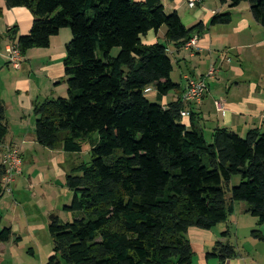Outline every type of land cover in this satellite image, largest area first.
Returning a JSON list of instances; mask_svg holds the SVG:
<instances>
[{"label":"trees","instance_id":"obj_1","mask_svg":"<svg viewBox=\"0 0 264 264\" xmlns=\"http://www.w3.org/2000/svg\"><path fill=\"white\" fill-rule=\"evenodd\" d=\"M3 1L6 9L24 7L34 17L29 35L18 36L17 27L6 34L22 56L48 49L62 29L72 35L66 96L34 103L35 140L67 154L89 145L91 160L67 172L74 199L64 210L76 218L63 223L54 216L46 264H194L188 231L226 223L240 202L258 227L264 225V134L251 130L241 137L218 128L208 141L199 128L182 124L188 105L171 79L169 46L185 48L204 33L202 23L186 28L177 12H165L163 0ZM219 1L230 8L248 4L264 28V0ZM230 22L231 14L211 19V25ZM163 28V42H144ZM149 88L157 92L155 103ZM170 93L177 99L162 105ZM8 133L0 101V147ZM4 174L0 165V199ZM229 235L226 230L221 237ZM252 236L264 240L260 230ZM21 239L12 228L0 229V244ZM236 256L235 246L218 241L206 259L225 264Z\"/></svg>","mask_w":264,"mask_h":264},{"label":"crops","instance_id":"obj_2","mask_svg":"<svg viewBox=\"0 0 264 264\" xmlns=\"http://www.w3.org/2000/svg\"><path fill=\"white\" fill-rule=\"evenodd\" d=\"M215 2L213 10L204 5V0L200 6L192 9L193 12H180L175 0L162 2L165 12H177L186 28L200 23L205 28L204 33L198 35L199 45L195 52L187 48L176 50L173 45L169 46L173 67L175 62L181 72L179 82L173 81L174 71L171 79L180 85L181 93L185 91L187 77L204 79L208 85V92L200 103L186 106L185 111L190 116L183 118L182 124L187 128H199L205 137L210 135V140L218 128H226L241 137H245L251 130L264 134V28L252 17L248 4L230 8L229 4L223 5L219 0ZM0 7L3 10L0 17V101L6 107L9 129L2 146L18 148L23 159L22 174L12 186V194L0 199V229L12 228L20 235L22 239L17 244L19 249L24 239L37 234L33 233L36 227L32 224L37 221L46 223L43 210L45 206L48 208L47 189L43 186H56L55 180L66 185V175L70 170L69 165L66 168L53 157L55 154L62 155L63 151L48 154V150H43L37 144L33 106L37 102L43 103L66 96L64 60L66 45L72 36L68 30L62 29L51 39L48 49L27 51L23 56L21 69L16 70L8 61V49L14 44L6 38V34L12 27H17L18 36L29 35L34 17L24 7L6 9L3 0H0ZM223 13L231 14V22L227 25H211V19L216 14ZM163 29L157 37L149 33L144 42L154 44L164 40ZM184 53H189V58L184 57ZM212 69L214 74L208 77ZM153 97L157 98L155 90ZM175 99L177 95L170 93L162 98L161 104L167 106ZM47 155L53 156L45 161L39 160ZM37 190L41 192L36 193ZM31 206L37 209L38 216L30 215ZM246 210L245 206L237 204L234 214L226 223L212 230L191 228L188 231L195 254L194 264H219L217 259H206V255L212 252L218 241H228L237 249V256L225 264H264V240L252 236L254 229H260L264 238V225L258 227ZM8 217L11 218L7 219ZM226 230L230 231V235L227 239H222L221 235ZM14 260L16 264H23L15 242L12 240L0 244V264H13Z\"/></svg>","mask_w":264,"mask_h":264},{"label":"rangeland","instance_id":"obj_3","mask_svg":"<svg viewBox=\"0 0 264 264\" xmlns=\"http://www.w3.org/2000/svg\"><path fill=\"white\" fill-rule=\"evenodd\" d=\"M175 3L179 6L180 12H183V11L193 12L194 11L188 8L186 0H175ZM204 5L209 10H213L216 7V2L215 0H205ZM166 13L170 14L171 12L167 10ZM242 17L244 16L242 15ZM66 30H68L69 33L71 34V31L69 29H66ZM163 30H165V28ZM215 33L216 32L214 31V34ZM118 53H119V49L116 48L112 51V56L116 57ZM183 56L186 58H189V53H184ZM180 74L181 72H179V69L177 68V66H175V62H174V73L172 75L174 82L180 81ZM65 87L67 88V85ZM153 90L154 89L151 90V88L148 89L147 97L150 102L155 103L156 100L153 97ZM206 139L208 141L210 140L209 134L206 135ZM43 150H48V149L43 148ZM89 150H90L89 145H84L83 152L81 154H67L66 153L65 155V153H63L62 155H57V154H55L54 156L47 155L43 158H39V160L45 161L46 158L50 159V157L53 156L55 159H57L60 162V164L62 163L64 167L66 166L67 168L69 165V169H71L73 165L77 166L83 163L90 162L91 159L89 156ZM46 152L50 154L52 150H48ZM51 179H54V178H51ZM53 181L54 180H52V182ZM56 181L57 180L54 181L56 186L51 185L49 188L47 186H43L44 189H47L46 204H48V208L45 206L43 210L45 212L46 223L43 224L42 222L37 221L34 224H32L34 227H36V229L33 230V233H37V234L32 235L30 238L24 239V243L21 247H19V249H17V244H16V250H17L18 256L23 261V264H46L47 263L49 257L52 254V250H53L52 238L49 234V226H50V223L52 222L51 220L52 216L58 217L59 220L62 221L63 223L73 222V220L76 218L75 217L76 215L74 213H68L64 210L65 206H70L72 204V201L74 199L73 192L67 189L66 185L65 184L63 185L62 182L57 183ZM239 183H240V179L235 178L234 185H238ZM39 192H41V190L36 191V193H39ZM5 196H10V195H5ZM238 204H242L243 206L246 207V209L248 208L246 203L240 202ZM29 213L32 217L38 216L37 209H35L33 206H31ZM248 216H250V218H253V220L257 222L256 218L252 217V215L248 214ZM10 218L11 217H8L7 219H10ZM254 230H260V229H254ZM19 261L20 260L18 259L17 262ZM4 264H8V263H4ZM13 264H16V260H14Z\"/></svg>","mask_w":264,"mask_h":264},{"label":"built area","instance_id":"obj_4","mask_svg":"<svg viewBox=\"0 0 264 264\" xmlns=\"http://www.w3.org/2000/svg\"><path fill=\"white\" fill-rule=\"evenodd\" d=\"M188 7L196 9L200 6L204 0H186ZM199 39L198 35H194L193 38L186 44L185 48L195 52L198 50ZM8 61L12 68L20 70L23 64V56L20 53L19 49L12 45L8 49ZM214 74V69H212L208 77H211ZM187 85L185 91L183 92L182 101L187 105L200 103L206 93L208 92V85L206 80H197L194 78L187 77ZM190 116L189 112L183 111L181 113L182 118H187ZM0 165L3 167L5 174L2 179V194L11 195L12 186L16 182L17 178L22 174L23 161L21 152L16 147H0Z\"/></svg>","mask_w":264,"mask_h":264},{"label":"water","instance_id":"obj_5","mask_svg":"<svg viewBox=\"0 0 264 264\" xmlns=\"http://www.w3.org/2000/svg\"><path fill=\"white\" fill-rule=\"evenodd\" d=\"M53 219H54V216L51 217V220H53Z\"/></svg>","mask_w":264,"mask_h":264}]
</instances>
